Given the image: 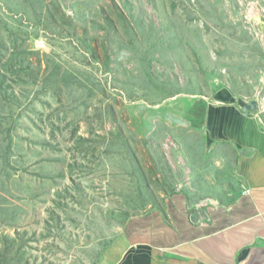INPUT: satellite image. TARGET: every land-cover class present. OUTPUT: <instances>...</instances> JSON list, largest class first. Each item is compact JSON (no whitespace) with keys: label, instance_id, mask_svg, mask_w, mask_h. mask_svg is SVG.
Instances as JSON below:
<instances>
[{"label":"rangeland","instance_id":"374dc122","mask_svg":"<svg viewBox=\"0 0 264 264\" xmlns=\"http://www.w3.org/2000/svg\"><path fill=\"white\" fill-rule=\"evenodd\" d=\"M0 74V264H108L204 97L264 82V0H0Z\"/></svg>","mask_w":264,"mask_h":264},{"label":"crops","instance_id":"0c3cea01","mask_svg":"<svg viewBox=\"0 0 264 264\" xmlns=\"http://www.w3.org/2000/svg\"><path fill=\"white\" fill-rule=\"evenodd\" d=\"M263 89L261 77L255 88L220 84L204 97L201 121L165 163L175 179L165 200L125 218L108 264H264Z\"/></svg>","mask_w":264,"mask_h":264},{"label":"trees","instance_id":"16d2710c","mask_svg":"<svg viewBox=\"0 0 264 264\" xmlns=\"http://www.w3.org/2000/svg\"><path fill=\"white\" fill-rule=\"evenodd\" d=\"M143 36H145V34L143 33L142 34ZM28 68H26V67H22V70L21 71H24V70H27ZM7 80V77L5 76V75H3V74H0V93H1V95H2V97H3V99H9V102L10 103H13V102H15L16 101V95H15V93H14V91L12 90V86H10V85H7L6 87H3V85L5 84L4 82ZM8 89H9V91H8ZM18 103L19 102H16V103H14L15 104V106H18ZM1 109H2V107H0V112H1ZM8 111H10L11 109H10V107H8V108H6ZM4 110V109H3ZM4 116H6L5 114H4ZM4 116H1V114H0V121H2L3 120V118H4Z\"/></svg>","mask_w":264,"mask_h":264},{"label":"built area","instance_id":"2783aa9c","mask_svg":"<svg viewBox=\"0 0 264 264\" xmlns=\"http://www.w3.org/2000/svg\"><path fill=\"white\" fill-rule=\"evenodd\" d=\"M255 100L259 102V110L256 117L257 119H259L261 124L264 125V89L258 94V97H256ZM246 193H249V191H247Z\"/></svg>","mask_w":264,"mask_h":264}]
</instances>
